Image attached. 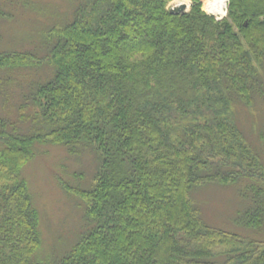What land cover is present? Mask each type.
Returning a JSON list of instances; mask_svg holds the SVG:
<instances>
[{
	"label": "trees",
	"instance_id": "1",
	"mask_svg": "<svg viewBox=\"0 0 264 264\" xmlns=\"http://www.w3.org/2000/svg\"><path fill=\"white\" fill-rule=\"evenodd\" d=\"M69 1L25 4L39 34L26 44L6 39L17 4L0 0V264H264L252 237L264 230V160L239 115L264 110V0H229L222 19L204 0L183 13L171 0ZM40 146L94 167L88 181L68 173L75 189L62 182L77 220L42 258L23 175ZM231 185L238 232L211 224L199 196Z\"/></svg>",
	"mask_w": 264,
	"mask_h": 264
},
{
	"label": "rangeland",
	"instance_id": "2",
	"mask_svg": "<svg viewBox=\"0 0 264 264\" xmlns=\"http://www.w3.org/2000/svg\"><path fill=\"white\" fill-rule=\"evenodd\" d=\"M175 1L171 0L168 7H173ZM189 1L190 5L187 11L190 10L192 5V1ZM207 1L209 0H204L202 8L208 14L215 15L221 19L227 15L229 0L226 2L224 13L209 11L205 7ZM13 3L17 4L15 9V14H17L16 18L12 19L13 21L11 20V23L9 21L5 22L3 30H6L5 35L9 43L26 44L29 43L27 41H33L36 38L38 40L39 34L30 37V31L33 32V29L37 26L34 23L31 24L30 14L26 12L28 7L25 9V4H28L32 9H35L33 7L37 6L38 8H44V10L46 8L50 10L54 8L65 9L71 4L69 0H13ZM32 12L36 13L35 20L33 21L35 23L38 22V24L40 22L39 26L41 27L44 26L48 19L44 15H38L35 11ZM39 73H41L40 70ZM254 109H251V114L246 110L240 109L239 115L245 134L249 136V139L261 152L264 160V141L260 138L261 131H264V110L261 108V113H257ZM88 156L84 155L79 159H75V156L68 155L67 151L62 147L43 146L40 148L39 153L34 155L23 167V175L28 182L34 205L41 215L40 228L43 246L36 254L40 258H42V253L48 255L50 250L56 251L62 245L61 241L68 237L69 229L77 220V207L75 204L78 201L77 194L65 190L61 184L62 182L67 183L74 189L77 187L75 186L77 183L81 184L80 177H77L76 180L74 175L68 174L71 171L74 174L77 172L79 176L84 173V176L87 175L86 181L90 179L89 177L94 171V167L92 160ZM61 165L70 171L68 172L66 169H62ZM86 181L84 180V183L80 186L86 187ZM199 196L207 201L205 216L211 224L228 231H241L239 227L231 223V217L229 216L236 204L239 203L236 186L209 187L200 192ZM78 212L80 215L79 210ZM252 237L264 239V230L260 233L252 234Z\"/></svg>",
	"mask_w": 264,
	"mask_h": 264
},
{
	"label": "bare ground",
	"instance_id": "3",
	"mask_svg": "<svg viewBox=\"0 0 264 264\" xmlns=\"http://www.w3.org/2000/svg\"><path fill=\"white\" fill-rule=\"evenodd\" d=\"M226 2L227 0H209L205 3V7L211 12L224 13ZM180 4H187L189 7L190 1L189 0H176L174 2V6L180 5Z\"/></svg>",
	"mask_w": 264,
	"mask_h": 264
},
{
	"label": "water",
	"instance_id": "4",
	"mask_svg": "<svg viewBox=\"0 0 264 264\" xmlns=\"http://www.w3.org/2000/svg\"><path fill=\"white\" fill-rule=\"evenodd\" d=\"M188 5L187 4H180V5H175L173 7L170 8V11L172 13H183L186 12L188 10Z\"/></svg>",
	"mask_w": 264,
	"mask_h": 264
}]
</instances>
